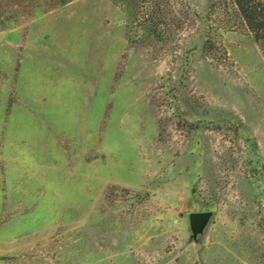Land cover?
Returning <instances> with one entry per match:
<instances>
[{
	"label": "rangeland",
	"instance_id": "374dc122",
	"mask_svg": "<svg viewBox=\"0 0 264 264\" xmlns=\"http://www.w3.org/2000/svg\"><path fill=\"white\" fill-rule=\"evenodd\" d=\"M179 2L0 0V264H264V50Z\"/></svg>",
	"mask_w": 264,
	"mask_h": 264
},
{
	"label": "trees",
	"instance_id": "16d2710c",
	"mask_svg": "<svg viewBox=\"0 0 264 264\" xmlns=\"http://www.w3.org/2000/svg\"><path fill=\"white\" fill-rule=\"evenodd\" d=\"M60 5L69 0H58ZM121 8L126 19L144 34L161 40L171 31L174 23L181 25V18L188 13V6L179 0H110ZM170 2L173 10L170 11ZM237 12L253 39L264 50V0H232ZM171 15V18L168 16ZM168 18V19H167ZM170 19V20H169ZM171 25V26H170ZM207 40L204 49L209 48Z\"/></svg>",
	"mask_w": 264,
	"mask_h": 264
},
{
	"label": "water",
	"instance_id": "95a60500",
	"mask_svg": "<svg viewBox=\"0 0 264 264\" xmlns=\"http://www.w3.org/2000/svg\"><path fill=\"white\" fill-rule=\"evenodd\" d=\"M205 214L204 213H194L191 215V222L192 225L197 228L198 225L204 220Z\"/></svg>",
	"mask_w": 264,
	"mask_h": 264
}]
</instances>
